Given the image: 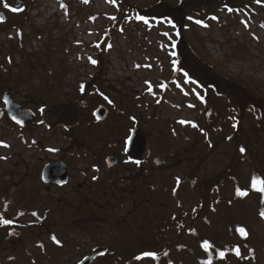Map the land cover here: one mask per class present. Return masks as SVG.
Listing matches in <instances>:
<instances>
[{
	"label": "rangeland",
	"instance_id": "1",
	"mask_svg": "<svg viewBox=\"0 0 264 264\" xmlns=\"http://www.w3.org/2000/svg\"><path fill=\"white\" fill-rule=\"evenodd\" d=\"M218 1L219 21L187 23L174 52L173 27L114 23L112 0H21L20 11L0 0V141L9 145L0 146V264H79L96 244L107 251L92 264H164V250L173 264H201L202 238L219 250L240 245V226L255 253L221 264H264V191L253 187L264 189V0ZM225 5L243 9L232 16ZM178 62L196 71L185 77ZM8 101L32 118L17 123ZM99 104L109 113L98 126ZM134 130L146 140L143 166L127 160ZM60 157L73 180L47 186L38 169ZM94 191L99 221L83 198Z\"/></svg>",
	"mask_w": 264,
	"mask_h": 264
},
{
	"label": "trees",
	"instance_id": "2",
	"mask_svg": "<svg viewBox=\"0 0 264 264\" xmlns=\"http://www.w3.org/2000/svg\"><path fill=\"white\" fill-rule=\"evenodd\" d=\"M218 3H219L218 0H176V3L174 4L172 0H166V1L156 0L149 7H145L138 4L137 5L129 4L123 0L122 2H120V4H118V2H115L116 10L117 7L118 10L115 15L111 16V18L114 21V23H116L120 20L119 18L122 15H124L128 19L130 24L136 25L138 23L146 26V28H153V26L155 25L157 26L160 24L170 25L171 27L174 28V32L176 33V37H177V39L175 40V46L173 48L175 52L181 50V48L179 49V44L183 39V32L188 28L187 23L192 24V23H197V21H202V23H198V24L204 28H208L210 26L209 25L210 21L212 22L219 21V18L216 15L217 12L211 11L213 8H216ZM243 5L244 6L247 5V3L245 2ZM243 5L237 8L224 6L222 7V9L224 12H227L232 16H236L235 11L241 12V9H243ZM229 8H231L232 11H229L228 10ZM139 17H144L145 19L141 20L139 19ZM190 17L191 19H189ZM213 17H215L216 19H213ZM111 35H109V37H111ZM107 36L108 34H106L103 37L102 41H104V39H106ZM193 67H194L193 65L185 66L180 62H178L175 65L174 71L180 74H184L183 76L187 75L189 77L193 73L192 70L196 71V69H194ZM261 186H262L261 184L256 183L254 188L261 189ZM179 189H181V187L177 189L178 194H179ZM22 211L19 212L16 220L19 219L20 215H22ZM34 217L35 219L37 218L36 215H34ZM37 224L40 225V223ZM241 228L244 229V233L240 231ZM248 231L249 230L247 227L246 228L244 226L236 227V233L237 236L241 239V244L234 245L232 243H225L224 245H222V250H219L213 246V242L210 239V236H209V241L205 238H202L199 244L201 245L202 252L205 258L202 259L200 263L208 264V262L210 261L211 264H221L224 258L226 260L229 258L231 259L237 258L242 263L243 249H246L247 251L253 250V248L249 246L250 243L247 242L249 240V233H250ZM193 234L196 237L198 235V232L193 230ZM205 241L209 243L210 247L205 248L204 246ZM182 248H181L182 250H187L188 246ZM237 250L239 251V254H237ZM169 252L170 251H166V250L163 251L161 258H163L164 264H173V262L170 259ZM221 252L224 253L223 257L220 256ZM254 253L255 252L253 250L252 252L249 253V256L252 257ZM178 264H181L180 261Z\"/></svg>",
	"mask_w": 264,
	"mask_h": 264
},
{
	"label": "water",
	"instance_id": "3",
	"mask_svg": "<svg viewBox=\"0 0 264 264\" xmlns=\"http://www.w3.org/2000/svg\"><path fill=\"white\" fill-rule=\"evenodd\" d=\"M9 3L14 6L15 8H20L22 6L21 0H9ZM0 16L3 17V19H0V22H4L6 20V15L4 13H1ZM8 110L11 113L12 116H15L17 120L27 122L32 118V115L30 112L21 111L19 107L14 105L13 103L8 101ZM108 110L100 106L95 112L94 116L98 121H104L107 118ZM2 116V113L0 111V117ZM145 137L143 133L139 130H134L132 132L131 137L129 138L127 142V151L133 156H140L143 152L144 146H145ZM117 159L114 157H109L107 159V164L109 167H112L116 163ZM165 161L162 158H158L156 160V163L161 165ZM67 173H66V167L65 164L62 162H57L53 164H49L44 168L43 171V180L46 183H59L60 185H63L67 181ZM11 235H18V232L12 231ZM105 251L103 249L97 250L93 252L91 255H89L87 258H85L80 264H92L94 259L104 254Z\"/></svg>",
	"mask_w": 264,
	"mask_h": 264
},
{
	"label": "flooded vegetation",
	"instance_id": "4",
	"mask_svg": "<svg viewBox=\"0 0 264 264\" xmlns=\"http://www.w3.org/2000/svg\"><path fill=\"white\" fill-rule=\"evenodd\" d=\"M100 53V52H99ZM98 52H94V54H93V57L92 58H90V60H89V62L91 63V64H93L92 63V59H94V60H96V59H98ZM94 65V64H93ZM80 104V103H79ZM85 104H80V106L81 107H83ZM101 104H99L98 106H100ZM97 106V107H98ZM67 109H65L63 112H65ZM77 111H78V109L76 108V109H71V110H69L68 109V113L69 114H71V113H74L73 114V116H69V118H71V119H75L76 118V121L78 120V119H80L79 118V115H78V113H77ZM67 112V111H66ZM75 122V121H74ZM96 124L99 126L100 124H101V122H97L96 121ZM67 126H68V122H67V124H66ZM97 131H99V129L97 130ZM32 146L33 147H35L36 149H38L39 147H40V144H39V142H32ZM67 152L69 151V148L66 150ZM78 153L79 154H86L85 153V148H80L79 149V151H78ZM144 154H145V152H143L142 153V155L139 157V158H137L136 160H133L129 155H127V157L129 158V159H127V160H129L130 162L129 163H134V164H136V165H139V164H141L142 166L145 164V163H147V159H145L144 157ZM95 159V158H94ZM55 161H63L64 162V164H65V167H66V173H67V181L63 184V186H66L67 184H69L70 183V181H72L73 180V175H74V173H73V170H72V167H71V164L69 163V161H67L64 157H60L58 160H55ZM137 161H139V163H137ZM50 162H54V161H48V162H46L45 164H44V166L47 164V163H50ZM44 166L43 167H41V168H39L38 169V172L40 171V178H41V180H42V175H43V171H44ZM81 167V166H80ZM81 169V168H80ZM77 171V170H76ZM84 173L86 174V170L85 169H81L80 170V174L81 175H83L84 176ZM39 175V174H38ZM97 176L94 178V177H92V180L93 181H96L97 179ZM58 183H57V181H56V183H49V184H46L47 186H59V185H57ZM85 184H86V182L85 181H82V182H78V184H77V188L76 189H74L73 190V192H80V191H82L83 190V188H84V186H85ZM90 184V182L88 183V185ZM6 197H4L3 198V200L2 201H4V199H5ZM83 198H86L85 200H84V202H86L87 201V208L88 209H90V210H93V217H95V219L97 220V219H99L98 218V215L95 213V211L94 210H98V209H101L102 208V206L99 204V202H98V197H97V195H96V192L94 191L93 192V194L92 195H89V196H85V197H83ZM117 196H115L114 198H111L112 200H117ZM124 198L127 200L128 199V197H126V196H124ZM7 200H9V199H7ZM119 202V201H118ZM86 205V204H85ZM85 208H86V206H85ZM86 208V209H87ZM108 208V207H107ZM104 209L106 210V206H104ZM99 212H100V210H98ZM128 213H130V212H128ZM1 215H3V216H5L4 215V212H1ZM7 216V215H6ZM10 219V218H9ZM8 219V220H9ZM18 220V219H17ZM17 220L16 219H14V221H13V223H15V222H17ZM95 220V221H96ZM97 221H99V220H97ZM101 247L102 246H100V245H98V244H96L94 247H92V249H91V251H96V250H99V249H101Z\"/></svg>",
	"mask_w": 264,
	"mask_h": 264
},
{
	"label": "snow or ice",
	"instance_id": "5",
	"mask_svg": "<svg viewBox=\"0 0 264 264\" xmlns=\"http://www.w3.org/2000/svg\"><path fill=\"white\" fill-rule=\"evenodd\" d=\"M85 2H87V0H85ZM112 2H115V0H112ZM259 2H260V0H257V3H259ZM5 6H7V5H5ZM62 6H65V5H62ZM225 7H227V5H225ZM20 10H21V9H17V8H13V9H12V11H20ZM228 10H229V11H232L231 8H229ZM0 19H3V17L0 16ZM113 19H114V18H113ZM139 19L143 20V19H145V18H144V17H139ZM189 19H191V17H190ZM213 19H216V18L213 17ZM197 23H202V21H197ZM109 47H111V45H109ZM92 63H96V61L93 60ZM83 90H84V89H83V86H81V91H83ZM40 111L43 112L44 109L41 108ZM12 119H13V120H16V117L13 116ZM17 123H23V121H17ZM41 123H43V121H41ZM0 146L9 147V145L6 144L4 141H0ZM240 151H241V152H244L245 149H244L243 147H241ZM0 159H6V157H0ZM137 163H139V161H137ZM177 180H179V178H177ZM253 187H255V182H254V184H253ZM260 190H261V191H264V189H260ZM238 193H239L240 195H246V194H247L246 192L240 191L239 189H238ZM261 215L264 216V212H262ZM3 223H4V224H11L12 221H11V220H8V219H5V220H3ZM240 231H241L242 233H244V229H243V228H241ZM245 234H246V233H245ZM53 239L55 240L56 238L53 237ZM57 243H59V241H57ZM204 246H205V248L210 247V245H209V243H208L207 241H205ZM237 254H239V251H238V250H237ZM145 255H150V256H151V255H155V253H145ZM220 256L223 257V256H224V253L221 252V253H220ZM208 264H211V262L209 261Z\"/></svg>",
	"mask_w": 264,
	"mask_h": 264
}]
</instances>
